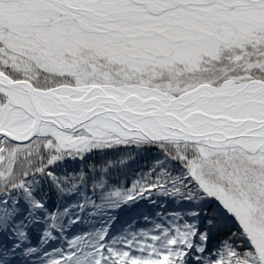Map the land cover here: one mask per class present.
I'll use <instances>...</instances> for the list:
<instances>
[{
  "label": "snow or ice",
  "instance_id": "1",
  "mask_svg": "<svg viewBox=\"0 0 264 264\" xmlns=\"http://www.w3.org/2000/svg\"><path fill=\"white\" fill-rule=\"evenodd\" d=\"M0 264H264V0H0Z\"/></svg>",
  "mask_w": 264,
  "mask_h": 264
}]
</instances>
